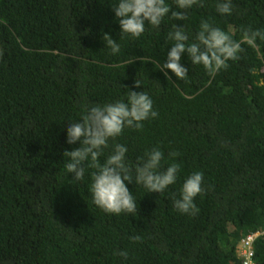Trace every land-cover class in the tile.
<instances>
[{
	"label": "trees",
	"instance_id": "1",
	"mask_svg": "<svg viewBox=\"0 0 264 264\" xmlns=\"http://www.w3.org/2000/svg\"><path fill=\"white\" fill-rule=\"evenodd\" d=\"M233 2L229 17L205 0L174 22L208 18L235 39L242 27L264 29V0ZM166 27L119 39L111 0H0V264H246L242 241L253 234L252 262L264 264V41L242 45L212 77L182 57L188 76L169 70L170 80L159 70ZM136 79L158 117L119 140L133 161L156 144L176 151L182 171L163 194L128 184L137 214L114 215L92 202L87 172L82 182L66 175L63 153L79 143L67 144L64 129L85 102L119 98ZM195 170L198 212L182 214L172 193Z\"/></svg>",
	"mask_w": 264,
	"mask_h": 264
},
{
	"label": "clouds",
	"instance_id": "2",
	"mask_svg": "<svg viewBox=\"0 0 264 264\" xmlns=\"http://www.w3.org/2000/svg\"><path fill=\"white\" fill-rule=\"evenodd\" d=\"M214 13L229 17L234 12L233 0H213ZM205 0H111L114 16L118 20L120 38H139L148 29L161 30L166 25L165 44L169 45L166 58L159 63V70L171 80L169 70L177 79L188 76L189 69L183 64L186 57L194 66H201L208 76H215L229 67L244 51L242 45L255 48L257 41H264V29L251 25L240 29L235 39L208 18H201L195 28L189 23L191 10L202 8ZM170 22V23H168ZM104 47L112 56L121 52V44L105 33ZM136 79L133 88L126 86L123 95L105 102H85L78 120H72L65 129L66 143H79L78 147L65 150L64 169L72 180L82 182L86 172L90 180L89 192L92 202L105 213L136 215L137 200L129 191L128 184L135 183L145 192L163 194L169 186L177 184L182 171L179 153L168 151L159 144L145 149L133 161L129 146L120 142L125 130H142L144 122L158 117L153 99L147 91H136L141 85ZM204 174L192 171L184 176L176 192L172 193L173 207L182 214L195 215L198 208L195 198L203 191ZM137 241L140 236L134 235ZM123 261L128 259L127 250H117Z\"/></svg>",
	"mask_w": 264,
	"mask_h": 264
},
{
	"label": "built area",
	"instance_id": "3",
	"mask_svg": "<svg viewBox=\"0 0 264 264\" xmlns=\"http://www.w3.org/2000/svg\"><path fill=\"white\" fill-rule=\"evenodd\" d=\"M258 236V234L249 235L246 237L243 241V248L245 250V256H246V264H254L252 262L253 253L251 250L252 244L255 241V238Z\"/></svg>",
	"mask_w": 264,
	"mask_h": 264
}]
</instances>
